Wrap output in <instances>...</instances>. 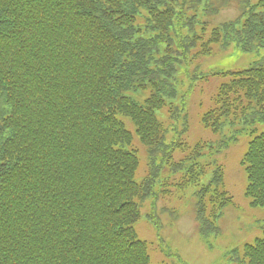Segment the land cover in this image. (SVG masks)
<instances>
[{"label":"trees","instance_id":"1","mask_svg":"<svg viewBox=\"0 0 264 264\" xmlns=\"http://www.w3.org/2000/svg\"><path fill=\"white\" fill-rule=\"evenodd\" d=\"M211 1L0 0V264H149L133 229L141 205L159 229L168 210L157 214V202L170 194L165 169H186L183 190L211 161L209 146L166 142L168 132L180 139L187 131L186 97L201 79L193 61L211 55L207 44L264 50V0H234L238 18L208 33L197 19L201 34L192 33L193 10L213 16L228 3ZM221 74L228 81L201 122L213 133L262 128L240 165L249 205L264 207V58ZM125 120L145 152L140 182ZM175 150L188 154L176 162ZM211 175L195 193L210 248L207 237L231 203L217 162ZM224 257L264 264V232Z\"/></svg>","mask_w":264,"mask_h":264},{"label":"rangeland","instance_id":"2","mask_svg":"<svg viewBox=\"0 0 264 264\" xmlns=\"http://www.w3.org/2000/svg\"><path fill=\"white\" fill-rule=\"evenodd\" d=\"M258 0H252V4ZM212 3L215 0L211 1ZM231 3H237L234 0ZM238 7L235 5L222 9L216 16H204L197 14L194 16L190 31L201 34V27L194 28L197 19L204 23L207 33L212 27H216L226 21L236 17ZM192 13H186L191 16ZM211 55L201 56L200 59L194 60L191 65V72L198 76H204L212 72H225L243 70L264 58V50L259 53H243L236 49L222 51L213 44H207ZM179 80V79H177ZM227 81V78L209 77L205 81L198 80L192 83L191 92L186 97V118L181 123L188 126V132L180 139L171 131L168 132L166 142L180 141L190 148L196 144H203L213 149H217L223 141L220 134H213L201 124V116L215 106L214 96L217 87ZM188 84L181 89V94L187 91ZM126 128L133 130L132 125L125 120ZM164 124L168 123L164 120ZM174 124V123H173ZM174 126L180 128L179 120H176ZM231 129V128H230ZM225 129L227 136L226 147L219 151L205 167V175L200 177L199 182H194V188H188L184 192L179 193L175 197L159 200L157 202L156 213L161 209L173 210V212H164L161 215L162 230L159 238L154 227L149 224L144 215L148 213L147 203L143 206L142 216L136 222L134 229L139 239L148 244L149 264H232L227 261L224 255L235 248H239L244 244L253 243L255 239L261 238L264 232V207H251L250 200L244 196L246 186V178L243 167L240 165L241 158L247 150L248 142L262 131L258 127L256 133H251L249 129ZM233 131V132H232ZM206 143V144H204ZM134 146L139 149V170L136 173V181L140 182L145 177L143 173L145 169V152L143 146L137 137H133ZM188 148V150H190ZM188 154L175 150L173 153L174 160L183 159ZM217 164L222 168L223 190L231 197L230 205L226 206L220 218L216 220L217 235H208L209 247L207 241L198 231V222L195 216V196L193 193L200 190L201 184H205L212 174V164ZM186 167L185 164H181ZM166 174L172 178L176 177L171 168H166ZM180 170V171H179ZM177 169L181 173L186 169ZM164 176V175H163ZM197 222V223H196ZM210 226L211 222L209 223ZM208 227V228H211ZM175 254L177 257H175Z\"/></svg>","mask_w":264,"mask_h":264}]
</instances>
